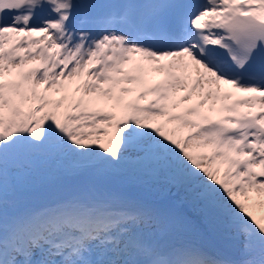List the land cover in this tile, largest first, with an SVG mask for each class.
<instances>
[{"label":"snow or ice","instance_id":"snow-or-ice-1","mask_svg":"<svg viewBox=\"0 0 264 264\" xmlns=\"http://www.w3.org/2000/svg\"><path fill=\"white\" fill-rule=\"evenodd\" d=\"M0 264H264V0H0Z\"/></svg>","mask_w":264,"mask_h":264}]
</instances>
